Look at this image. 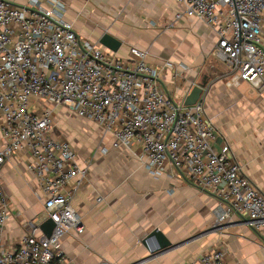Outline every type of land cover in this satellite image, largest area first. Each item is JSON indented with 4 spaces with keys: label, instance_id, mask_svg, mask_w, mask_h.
Instances as JSON below:
<instances>
[{
    "label": "built area",
    "instance_id": "built-area-1",
    "mask_svg": "<svg viewBox=\"0 0 264 264\" xmlns=\"http://www.w3.org/2000/svg\"><path fill=\"white\" fill-rule=\"evenodd\" d=\"M175 1L216 35L211 57L222 65L225 85L234 89L246 82L264 95V0ZM50 3L30 0L23 7L0 0V171L14 154L30 153L28 168L44 201L40 221L55 223L50 237L27 233L5 247L10 206L0 185V264H61V241L85 232L74 199L89 167L80 165L70 142L52 137L60 105L111 134L114 148L141 145L153 174L169 162L192 187L218 198L217 221L234 216L264 240V192L230 144L219 143L222 134L206 111L208 87L195 105L185 106L172 97L163 69L147 62L148 51L133 47L127 59L108 53L81 38L62 4ZM187 264L228 263L215 249Z\"/></svg>",
    "mask_w": 264,
    "mask_h": 264
},
{
    "label": "crops",
    "instance_id": "crops-1",
    "mask_svg": "<svg viewBox=\"0 0 264 264\" xmlns=\"http://www.w3.org/2000/svg\"><path fill=\"white\" fill-rule=\"evenodd\" d=\"M14 1L23 7L30 2ZM56 1L85 41L123 59L133 47L148 51L147 62L163 69L177 101H185L193 87L213 78L205 73V66L211 61L216 35L184 14L175 0ZM40 2L51 5L50 0ZM106 33L121 41L117 52L99 42ZM33 107L38 109L37 104ZM3 124L0 119V149L5 145ZM53 125L52 137L70 142L80 165L89 167L84 187L74 199L85 232L70 233L61 241V264H187L215 249L223 252L228 264H264V240L234 216L217 221L218 198L192 187L169 162L160 174H153L142 158L141 145L132 150L114 148L111 134L62 105L54 108ZM215 127L222 134L219 143L230 144L245 174L264 192V135L260 141H243V129ZM30 161V153L22 151L0 171L1 189L10 206L4 233L8 248L27 233L44 236L40 228L44 201L37 197L42 190L28 168ZM156 230L160 234L149 238Z\"/></svg>",
    "mask_w": 264,
    "mask_h": 264
},
{
    "label": "rangeland",
    "instance_id": "rangeland-1",
    "mask_svg": "<svg viewBox=\"0 0 264 264\" xmlns=\"http://www.w3.org/2000/svg\"><path fill=\"white\" fill-rule=\"evenodd\" d=\"M220 72L222 65L211 58L205 66V73L213 75L207 93L209 118L221 130L243 129L246 132L243 141H260L264 135V95L246 82L239 88L229 89L221 80Z\"/></svg>",
    "mask_w": 264,
    "mask_h": 264
},
{
    "label": "water",
    "instance_id": "water-1",
    "mask_svg": "<svg viewBox=\"0 0 264 264\" xmlns=\"http://www.w3.org/2000/svg\"><path fill=\"white\" fill-rule=\"evenodd\" d=\"M101 45L104 47L112 50L113 52H117L119 48L121 47L122 43L112 35L106 33L104 34L100 41ZM210 82V78H205L202 83L192 88L190 93L186 96V99L184 101L185 106H193L197 103V101L201 98V96L204 93V90L208 87V83ZM55 227V223L53 220L48 219L41 225V229L46 237H50ZM160 234V231L156 230L152 233V235L149 237H153L155 235ZM163 241L165 243V246H169V242L167 239L163 238Z\"/></svg>",
    "mask_w": 264,
    "mask_h": 264
}]
</instances>
